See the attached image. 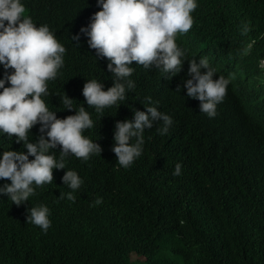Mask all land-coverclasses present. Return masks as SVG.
I'll return each instance as SVG.
<instances>
[{"label": "trees", "instance_id": "1", "mask_svg": "<svg viewBox=\"0 0 264 264\" xmlns=\"http://www.w3.org/2000/svg\"><path fill=\"white\" fill-rule=\"evenodd\" d=\"M22 2L33 22L47 24L66 48L60 75L48 82L46 106L61 119L75 114L65 111L64 94L74 107L84 106L93 127L83 135L102 151L87 162L68 157L65 169H54L53 182L25 204L0 197V264H264V0H197L192 28L177 35L188 60L213 59V79L231 77L214 118L187 96V60L171 79L139 65L135 89L97 114L84 104L83 86L95 78L107 90L112 74L83 35L79 45L71 39L100 10L96 0ZM245 24L250 30L241 34ZM148 96L173 123L163 136L161 122L145 129L141 156L122 168L111 151L115 125L145 111ZM38 128L29 140L38 138ZM22 147L0 136V151ZM177 163L181 175L173 176ZM69 169L83 180L74 202L59 199L72 191L62 182ZM40 204L50 210L46 233L26 223L27 210Z\"/></svg>", "mask_w": 264, "mask_h": 264}, {"label": "clouds", "instance_id": "2", "mask_svg": "<svg viewBox=\"0 0 264 264\" xmlns=\"http://www.w3.org/2000/svg\"><path fill=\"white\" fill-rule=\"evenodd\" d=\"M96 3L100 10L71 39L79 45L83 35L88 47L95 50L96 61L107 60V70L113 79L107 90L97 79L87 80L82 90L84 104L102 114L105 108L118 105L128 91L135 89L139 65L144 69L155 67L171 79L181 72L187 60L191 76L184 84L187 96L200 101V113L208 118L217 115V105L223 102L231 77L220 75L214 80L216 69L210 63L213 59L201 57L199 63L188 60L187 49L176 43L177 35L187 33L193 26L191 13L198 6L197 0H96ZM249 30L245 24L241 34ZM247 51L246 48L245 54ZM65 53L66 48L47 24L37 26L33 22L22 0H0V67L3 68L0 136L14 138L15 143L23 146L21 151H0V180L7 181L0 185V197H7L17 206L35 195L37 188L51 184L53 170L65 169L68 157L87 162L93 155L101 156L100 145L83 135L93 127L84 106L74 107L73 99L64 94L61 102L65 111L75 114L61 119L43 99L49 95L48 82L60 75ZM260 64L264 65V59ZM143 103L145 111H135L133 120L115 125L111 151L118 165L125 169L141 156L145 129L161 122L157 132L163 136L173 123L170 115L153 106L150 96ZM37 125L40 135L34 141L29 140L30 130ZM181 168L177 163L172 175H181ZM62 182L72 191L60 194L59 199L66 197L74 202L73 193L83 180L75 170L69 169ZM101 202L97 199L92 206ZM49 215L46 205L33 206L27 210L26 223L46 233L51 226Z\"/></svg>", "mask_w": 264, "mask_h": 264}, {"label": "rangeland", "instance_id": "3", "mask_svg": "<svg viewBox=\"0 0 264 264\" xmlns=\"http://www.w3.org/2000/svg\"><path fill=\"white\" fill-rule=\"evenodd\" d=\"M261 67L264 69V65L261 64Z\"/></svg>", "mask_w": 264, "mask_h": 264}]
</instances>
